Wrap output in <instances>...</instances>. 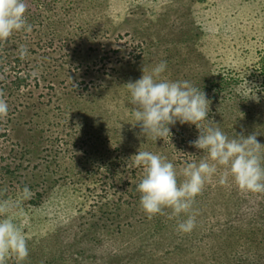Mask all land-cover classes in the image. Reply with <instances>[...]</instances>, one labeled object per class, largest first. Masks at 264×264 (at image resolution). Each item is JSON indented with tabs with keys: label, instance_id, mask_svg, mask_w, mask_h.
Segmentation results:
<instances>
[{
	"label": "rangeland",
	"instance_id": "1",
	"mask_svg": "<svg viewBox=\"0 0 264 264\" xmlns=\"http://www.w3.org/2000/svg\"><path fill=\"white\" fill-rule=\"evenodd\" d=\"M25 18L32 32L0 43V200L18 202L28 256L4 264H264V192L218 183L222 168L194 199L190 233L170 209L147 218L127 160L161 155L179 183L204 153L194 125L139 136L124 86L166 61L164 78L201 89L207 118L230 137L255 132L264 153V0H28Z\"/></svg>",
	"mask_w": 264,
	"mask_h": 264
},
{
	"label": "clouds",
	"instance_id": "2",
	"mask_svg": "<svg viewBox=\"0 0 264 264\" xmlns=\"http://www.w3.org/2000/svg\"><path fill=\"white\" fill-rule=\"evenodd\" d=\"M28 0H0V43L7 42L13 33L32 32L33 26L25 18ZM28 52L21 44L17 54L23 58ZM167 68L166 61L161 60L150 69L142 68L141 76L129 81L126 87L134 119L132 125L139 127V136L152 141L170 138L171 126L194 125L199 134L190 144L204 153L199 162H187L180 175L183 180L178 183L177 169L165 157L147 150H137L126 163L129 169H142V177L135 185L139 195V207L151 219L157 214H164L170 209L168 218L184 216L175 225V231L190 233L196 226L193 203L202 191L205 183L222 168L218 183L224 184L230 177L236 187L245 192H264V153L262 144L256 139L255 132L245 136L233 133L228 136L217 123L207 118L209 100L201 89H197L188 80H169L163 77ZM246 86V85H245ZM248 89H252L247 87ZM246 99L259 102V98L250 94ZM9 106L0 98V119L8 115ZM209 121L201 130L200 122ZM121 127V126H120ZM24 197L30 194L25 186ZM16 200H0V264L12 256L23 261L28 256L27 238L21 226L15 222L14 209L18 208Z\"/></svg>",
	"mask_w": 264,
	"mask_h": 264
},
{
	"label": "trees",
	"instance_id": "3",
	"mask_svg": "<svg viewBox=\"0 0 264 264\" xmlns=\"http://www.w3.org/2000/svg\"><path fill=\"white\" fill-rule=\"evenodd\" d=\"M261 49H264V42H263ZM257 60H258L259 66H260V70L264 71V54L261 56V58H258ZM250 81L253 83L256 82V81H252V80H250ZM256 217H257L256 215H254L253 218L251 217V220L249 221L250 225H248L247 232H250V233L254 232V224H252V223L255 221V219H257Z\"/></svg>",
	"mask_w": 264,
	"mask_h": 264
}]
</instances>
